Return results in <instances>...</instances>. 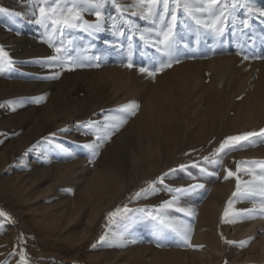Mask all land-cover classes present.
<instances>
[{
    "label": "rangeland",
    "instance_id": "rangeland-1",
    "mask_svg": "<svg viewBox=\"0 0 264 264\" xmlns=\"http://www.w3.org/2000/svg\"><path fill=\"white\" fill-rule=\"evenodd\" d=\"M0 264H264V0H0Z\"/></svg>",
    "mask_w": 264,
    "mask_h": 264
},
{
    "label": "bare ground",
    "instance_id": "bare-ground-1",
    "mask_svg": "<svg viewBox=\"0 0 264 264\" xmlns=\"http://www.w3.org/2000/svg\"><path fill=\"white\" fill-rule=\"evenodd\" d=\"M216 197V199H218L219 197H217V196H215ZM215 199V200H216ZM212 205V204H211ZM208 210V209H207ZM209 210H211V211H213V214L215 215V214H219V212H220V207H218L216 204H214L213 203V208H211V207H209Z\"/></svg>",
    "mask_w": 264,
    "mask_h": 264
}]
</instances>
